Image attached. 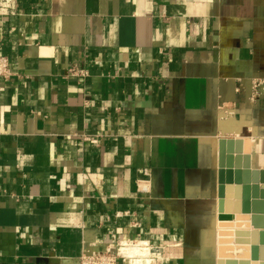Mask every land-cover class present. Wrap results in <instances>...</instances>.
<instances>
[{
  "label": "crops",
  "instance_id": "crops-1",
  "mask_svg": "<svg viewBox=\"0 0 264 264\" xmlns=\"http://www.w3.org/2000/svg\"><path fill=\"white\" fill-rule=\"evenodd\" d=\"M13 3L0 16L14 71L0 80V264H77L90 243L138 234L163 264H264L237 211L244 186L219 194L222 137L264 172V97L220 115L241 81L264 79V0Z\"/></svg>",
  "mask_w": 264,
  "mask_h": 264
},
{
  "label": "built area",
  "instance_id": "built-area-1",
  "mask_svg": "<svg viewBox=\"0 0 264 264\" xmlns=\"http://www.w3.org/2000/svg\"><path fill=\"white\" fill-rule=\"evenodd\" d=\"M13 0H0V16L15 14ZM10 60L0 53V80L10 79L14 75ZM69 75L75 77H87L89 72L79 67L69 69ZM239 99L236 104H225L227 115L224 118H236L237 110L245 108L248 103H256L264 97V79H246L241 81L238 88ZM148 174L149 170L144 169ZM138 194L145 197L149 194V183L140 181ZM137 225V224H136ZM135 226V225H134ZM163 258L159 254L157 246L150 238H144L138 234L137 237H123L104 243L103 248H96L95 243H90L84 248L77 264H163Z\"/></svg>",
  "mask_w": 264,
  "mask_h": 264
},
{
  "label": "water",
  "instance_id": "water-1",
  "mask_svg": "<svg viewBox=\"0 0 264 264\" xmlns=\"http://www.w3.org/2000/svg\"><path fill=\"white\" fill-rule=\"evenodd\" d=\"M220 169H219V194L220 198L226 197L229 191L228 185L236 183L242 185L243 200L242 206L237 211L244 214H251V221L254 229L250 232L252 240L253 260L260 258L264 260V248L258 247L259 243L264 244V202H260V177H264V172L252 170L250 154H244V141L240 138L219 139ZM244 154V155H242ZM243 161V164H242ZM240 190V187L238 188ZM264 199V191L261 192Z\"/></svg>",
  "mask_w": 264,
  "mask_h": 264
},
{
  "label": "bare ground",
  "instance_id": "bare-ground-1",
  "mask_svg": "<svg viewBox=\"0 0 264 264\" xmlns=\"http://www.w3.org/2000/svg\"><path fill=\"white\" fill-rule=\"evenodd\" d=\"M222 111V110H221ZM237 120V119H236ZM232 121V120H231ZM234 122V121H233ZM222 128H223V131L224 132H236V133H238L237 135L239 136V137H248V132H247V130H245L243 133L242 132H240V131H238L237 132V130L235 129V127H233L232 125H229V124H227V123H224L223 125H222ZM251 136V135H250ZM249 136V137H250ZM216 142H217V140L215 141V144H216ZM245 151L246 152H250V150L252 149L251 148V142L249 141V139L247 138L246 139V145H245Z\"/></svg>",
  "mask_w": 264,
  "mask_h": 264
},
{
  "label": "rangeland",
  "instance_id": "rangeland-1",
  "mask_svg": "<svg viewBox=\"0 0 264 264\" xmlns=\"http://www.w3.org/2000/svg\"><path fill=\"white\" fill-rule=\"evenodd\" d=\"M225 114H227V111L225 112ZM220 115H221V117H223L224 116V114L222 115L221 113H220ZM224 121H226V122H231V118L230 117H228L227 119L226 118H224ZM229 133H233V132H229Z\"/></svg>",
  "mask_w": 264,
  "mask_h": 264
}]
</instances>
